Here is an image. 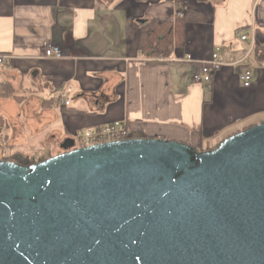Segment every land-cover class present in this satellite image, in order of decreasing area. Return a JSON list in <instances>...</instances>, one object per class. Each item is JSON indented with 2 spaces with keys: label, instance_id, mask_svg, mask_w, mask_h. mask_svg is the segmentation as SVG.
I'll return each mask as SVG.
<instances>
[{
  "label": "crops",
  "instance_id": "crops-1",
  "mask_svg": "<svg viewBox=\"0 0 264 264\" xmlns=\"http://www.w3.org/2000/svg\"><path fill=\"white\" fill-rule=\"evenodd\" d=\"M153 20L172 22L169 57L139 50ZM252 30L264 44V0H0V159L53 157L67 140L116 122L134 138L216 149L264 123L262 49L241 39ZM48 44L65 57L46 58ZM217 50L226 65L194 82Z\"/></svg>",
  "mask_w": 264,
  "mask_h": 264
},
{
  "label": "water",
  "instance_id": "water-1",
  "mask_svg": "<svg viewBox=\"0 0 264 264\" xmlns=\"http://www.w3.org/2000/svg\"><path fill=\"white\" fill-rule=\"evenodd\" d=\"M73 147L0 161V264H264V123L207 152Z\"/></svg>",
  "mask_w": 264,
  "mask_h": 264
},
{
  "label": "built area",
  "instance_id": "built-area-1",
  "mask_svg": "<svg viewBox=\"0 0 264 264\" xmlns=\"http://www.w3.org/2000/svg\"><path fill=\"white\" fill-rule=\"evenodd\" d=\"M148 2L149 0H144ZM258 1V0H257ZM180 16H183L181 13ZM243 41H250L251 46L254 48L256 45H259L262 50H264V44H261L258 40L257 34L255 30H252L251 34L243 35L241 37ZM252 51V48H251ZM251 51L247 54L244 60H248L250 57ZM44 56L48 59H63L65 56L60 48L54 46L53 44H48L44 50ZM6 57H0V66H2ZM176 61H181L180 59H175ZM187 62H193L192 58L188 56L185 58ZM225 62L223 58L220 56L219 50H217L210 61L204 62L200 64V68L194 75V82L202 83V82H210L212 76L215 72L220 70L225 66ZM261 67L264 68V64H260ZM240 79L244 85V87H250L253 80V73L251 70L244 71ZM66 105H69V100L65 101ZM134 138L133 135L129 132L126 123L124 122H116L110 125L105 126L101 129H89L82 133H80L74 140V149H83L92 146L125 141Z\"/></svg>",
  "mask_w": 264,
  "mask_h": 264
},
{
  "label": "trees",
  "instance_id": "trees-1",
  "mask_svg": "<svg viewBox=\"0 0 264 264\" xmlns=\"http://www.w3.org/2000/svg\"><path fill=\"white\" fill-rule=\"evenodd\" d=\"M189 20V12L185 14L182 20H178V23H185ZM173 46V27L172 22L153 20L149 25L141 29L140 40H139V50L148 54L151 57H169L172 53L171 49ZM257 60L259 64H264V50H259L257 53ZM20 154H13L9 157H2L0 161H12L19 163L21 165L29 166L36 163L45 161L52 156L47 158H26ZM24 159L26 161H21Z\"/></svg>",
  "mask_w": 264,
  "mask_h": 264
},
{
  "label": "rangeland",
  "instance_id": "rangeland-1",
  "mask_svg": "<svg viewBox=\"0 0 264 264\" xmlns=\"http://www.w3.org/2000/svg\"><path fill=\"white\" fill-rule=\"evenodd\" d=\"M59 151H60V149L58 150V148H56L55 150H52V152H54V154H55V153H58ZM45 154H48V151H47L46 153H44L41 157H40L41 153H40V154H36V158H35V159H39V157H40V158H43ZM23 155H24V157L29 158L28 154H23ZM9 156H11V155H5V154H4V157H9ZM2 157H3V155H2ZM19 157L21 158L22 155H19ZM30 158H34V157H30ZM20 160H21V161H26V160H24V159H20Z\"/></svg>",
  "mask_w": 264,
  "mask_h": 264
}]
</instances>
